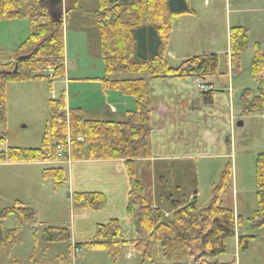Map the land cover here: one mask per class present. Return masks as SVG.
Masks as SVG:
<instances>
[{
  "label": "trees",
  "instance_id": "obj_1",
  "mask_svg": "<svg viewBox=\"0 0 264 264\" xmlns=\"http://www.w3.org/2000/svg\"><path fill=\"white\" fill-rule=\"evenodd\" d=\"M97 2L93 17L98 55L104 68L100 80L105 90L131 97L134 110L126 112L122 121L87 119L80 109L68 107L65 94L61 93L48 100V121L40 148L7 147L0 152V163L122 160L129 184L125 212L135 220L138 237L125 240L119 220L110 219L96 225L93 240L83 246L105 250L112 264L126 246L148 260L161 249L162 256L171 264H221L207 258L226 252V239L235 237V226L242 222V217H235L231 209L218 202L219 193L230 184L231 165L221 171L212 198L203 206L195 200H171L170 194H160L158 204L152 205L136 165L151 156L150 81L190 79L203 85V81L218 74L219 57L205 53L187 58L176 67L168 65L166 50L173 25L181 16L193 14L189 0ZM62 4L63 0H0V23L24 19L29 26L28 36L15 49L12 61L3 64L0 60V143L4 142L6 127V85L45 80L51 88L55 80L64 79V18L60 15L54 21L51 17L61 12ZM248 46V29L232 27L228 33L232 77L239 71L241 55ZM255 46L249 72L258 87L256 94L248 89L240 94L238 105L244 115L264 114V52ZM19 56L22 58L17 60ZM115 75H146L147 79L112 80ZM198 92L204 105L213 103L215 90ZM57 147L65 150L59 152ZM41 177L51 180L55 190L66 183L61 167L46 168ZM165 187L170 191V185ZM255 190L257 208L247 222L252 228H260L264 223V154L257 155L255 160ZM164 201L169 202L167 208L163 207ZM72 202L76 209L99 211L107 200L102 193H73ZM11 216L14 227L3 228V221ZM34 222V213L19 203L1 208L0 250L9 252L19 241V229ZM41 238L46 243L69 242L70 232L66 228H45ZM253 239L251 235H239L238 253H245ZM31 258L28 260L32 261Z\"/></svg>",
  "mask_w": 264,
  "mask_h": 264
},
{
  "label": "rangeland",
  "instance_id": "obj_2",
  "mask_svg": "<svg viewBox=\"0 0 264 264\" xmlns=\"http://www.w3.org/2000/svg\"><path fill=\"white\" fill-rule=\"evenodd\" d=\"M65 1L67 9L65 8L63 13L61 12L64 18L65 54L67 65H71L70 68L77 70L75 73L69 72L68 78H88L95 76L96 73L102 76L104 74L103 64L95 50L97 36L93 25V12L98 8V2L97 0ZM206 1L211 2L210 8L205 7V0H189V5L196 10L197 17H189L190 24L188 25L192 26H190L189 33L183 20L184 17L180 22L177 20L173 25L171 41L173 44H177L180 41H185L187 37L196 44H208V47L213 50L208 51L209 53L219 52L217 53L220 60L219 69L223 70L226 64L225 51L228 49L226 25L229 26L228 32L232 27L240 26L248 29L249 46L241 55L239 71L233 76L235 88L233 109L228 116L229 135L226 140L224 139L227 146V158L221 162H224L222 170L227 164L231 165V180L229 186L219 193L218 202L223 207L231 209L235 217L237 214L235 215L234 207L239 209V214L249 210V215L246 216L251 218L252 212H255L257 208L255 160L257 155L264 154V117L259 113L242 114L238 99L243 90L248 89L252 94L257 92L258 86L250 75L249 65L256 50L255 45H258L259 49L264 52V6L259 9L258 0H256L255 4L253 2V6L257 7L252 11L249 6L253 0H243L240 3L244 4L239 5H236L234 0ZM74 2H76L75 6ZM259 5H261L260 1ZM66 11L68 12L67 17H65ZM208 11L211 14L208 15ZM212 15L215 16L212 23H206L205 21H208ZM228 16L230 23L226 22ZM3 25L5 26H0V50L2 51L0 60L4 64L11 61L15 49L27 38L29 26L24 19L11 20L8 24ZM97 63L101 65V68ZM88 91L89 89L84 85L79 88L76 84L70 86L68 96L64 83L59 80H55L51 88L45 80L8 83L5 87L6 127L3 134L4 142L0 143V152L7 147L40 148L42 134L48 121V100L56 99L61 93H64L65 97H69L72 106L81 98L82 102L86 104L87 95L81 94V92L87 94ZM124 97L132 99L129 96ZM238 122H241L242 125L237 126ZM202 163L198 162L197 167L184 164L182 167L167 168L172 177L170 191H166L167 189L164 188L165 191L160 194L172 195L171 200L185 201V198L193 192L189 180L194 179L199 192L198 204L206 205L210 197L213 196V189L218 179L215 177L217 169L209 168L208 170L205 168L206 162ZM55 166L57 164L54 162L31 164V166L0 163V209L19 203L29 208L35 216L33 224L23 225L19 229V241L9 252L0 250V264L14 262L17 264H112L105 250L84 247L83 244L93 240L96 225L108 222L109 217L104 216L103 213H109L112 210L116 212L114 219H118L120 225L124 224L123 228H128L123 230L124 234L134 237L133 228L128 225V223L131 224V220L125 221L127 218L125 206H120L122 201L121 204L117 203L116 205L110 201L106 203V208L99 211L74 208L72 194L67 184L55 190L51 180L41 177L44 169ZM145 171L144 169L143 172ZM138 172L141 173L140 170ZM144 175L147 176H144L143 182L147 185L150 178L148 174ZM211 182L215 183L211 185ZM232 182H234V187H231ZM144 187L147 190L145 185ZM167 206H169V202L164 201L163 207L167 208ZM101 215L103 216L102 221H100ZM249 218H242V222L235 226V232H245L246 235L254 236L258 243L264 242V223L260 228H252L247 222ZM13 227L14 218L12 216L3 221V228L11 229ZM45 228L68 229L70 241L44 242L41 236ZM71 228H73V232ZM260 248L263 253L259 251ZM259 249L249 247L245 253H238L236 240L231 237L226 239L225 253L207 259L208 261L211 259L209 262L216 260L221 264H264V247H259ZM30 257H32V261L28 260ZM115 264H171V262L162 256L161 249L152 260H148L143 259L132 248L126 246L122 248L120 257L115 261Z\"/></svg>",
  "mask_w": 264,
  "mask_h": 264
},
{
  "label": "crops",
  "instance_id": "obj_3",
  "mask_svg": "<svg viewBox=\"0 0 264 264\" xmlns=\"http://www.w3.org/2000/svg\"><path fill=\"white\" fill-rule=\"evenodd\" d=\"M242 1L243 0H234L236 5L244 4L240 3ZM259 1L261 2V5H259ZM251 2L252 3L249 7L250 10L253 11L257 7L253 6V2L255 4L256 0ZM66 3L67 2L63 0L61 9L62 13L65 8L67 9ZM210 3L211 2L205 0V7L210 8ZM73 4L75 6L76 2ZM257 4L259 9L262 8L264 6V0H258ZM189 6L193 11V14L183 15L178 19V22H180L182 17H184L183 20L186 23L188 33L191 26L188 25L190 24L189 17H197L196 10H194L191 5ZM61 12L58 11L55 14H58L60 17ZM209 14H211L210 11H208V15ZM214 17V15L210 16L208 21L205 22L212 23ZM9 22L10 21L1 22L0 26L4 27L5 25L3 24H8ZM226 22L230 23L229 16ZM93 25L95 27L94 22ZM228 27L229 26L226 25L225 31H227V34L229 33ZM95 50H97L98 54L97 37ZM208 51H213L208 47V44L199 45L191 41L190 38L187 39V37L185 41L173 44L170 34L166 50V61L170 67H176L183 60L209 53ZM228 52L227 49L225 51L226 64L223 70L218 68V74L216 76L202 82L207 89L206 91L215 90L212 105L206 106L201 103L200 93L196 89L195 81L190 79L153 80L149 83L151 102V156L148 159L137 161L136 165L137 171H141V173L138 172L141 180H143L144 176H147L144 175L145 173L149 175L148 177L150 178V181L147 182V190L145 193L147 199L150 200L152 205L158 204L156 201L157 197L161 192L167 189L165 186L170 185V182L172 181V177L167 171V168L182 167L184 164L191 167H197L198 162H201V164H203L202 162H206L205 168H208V170L209 168L217 169L215 174L216 179L220 176V172L223 168L222 165L224 163L221 162L223 160L225 161L227 158V146L226 143H224V139L226 140L229 135V126H227L228 116L229 113H232L233 97L235 93L233 77L228 65ZM213 53L217 54L219 52ZM65 60V76L64 79L59 81L64 83L68 96L70 86L72 85L75 86L78 84L79 88L84 85L89 89L87 94L81 92V94L87 95L86 104L82 102L81 98L79 102H76L72 106L69 97H66V104L68 107L78 108L85 118L99 121H122L125 119L126 112L134 110L135 105L132 99H127L118 92L104 89L100 80L104 77V74H102L103 77L101 74L96 73L95 76L88 78H77L76 76L75 79L68 78L69 72L75 73L77 70L76 68H70L71 65H67L66 54ZM97 64L100 65L99 63ZM137 78L147 79L146 75L144 77L142 75H115L112 77V80ZM262 115L264 117V114ZM193 161L195 163H192ZM42 163L45 162L7 164L31 166V164ZM54 163L57 164L55 167H61L65 171V184L68 185L71 194L93 192L102 193L106 197L107 203L111 201L116 205L117 203L121 204L122 201L120 206L126 207L129 184L122 160H59ZM144 169L146 170L145 172H143ZM214 183L215 182H211L210 184L213 185ZM189 184L192 187L193 192H191L185 200L187 202L195 200L198 203L199 192L196 188L197 185L194 179L189 180ZM231 187H234V182H232ZM211 198L212 196L210 199ZM234 209L235 215L237 214V216L242 218H249V216H246L249 215V210H246L248 211L246 213L239 214V209L235 207ZM103 215L109 217V221L110 219L115 218L116 212L115 210H112L109 211V213L104 212ZM102 218L103 216L101 215L100 221H102ZM129 219L131 220V224L128 223V225L133 228L135 236L133 237L126 233L124 234L123 230L128 228H123L122 225L124 224H121L122 235L125 240L135 239L139 234L135 225V220L127 215L125 221L128 222L127 220ZM71 231L73 232V228H71ZM244 234L245 232L240 233V231H236L234 237L236 240V246L237 237ZM260 242L261 243H258L257 239L254 238L250 242L249 247H256L257 249H259V247H264V242ZM259 251L263 253L262 248H260ZM210 260L211 259H209V261ZM212 262L217 261L215 260ZM12 264L17 263L14 262Z\"/></svg>",
  "mask_w": 264,
  "mask_h": 264
},
{
  "label": "built area",
  "instance_id": "obj_4",
  "mask_svg": "<svg viewBox=\"0 0 264 264\" xmlns=\"http://www.w3.org/2000/svg\"><path fill=\"white\" fill-rule=\"evenodd\" d=\"M197 88H198V90H200V91H206V88H205V86H203V85H201L200 83H197ZM57 150L59 151V152H63L65 149L63 148V147H57Z\"/></svg>",
  "mask_w": 264,
  "mask_h": 264
},
{
  "label": "water",
  "instance_id": "obj_5",
  "mask_svg": "<svg viewBox=\"0 0 264 264\" xmlns=\"http://www.w3.org/2000/svg\"><path fill=\"white\" fill-rule=\"evenodd\" d=\"M51 17H52V19H53L54 21H57V20L59 19V15H58V14H52ZM20 58H22V57H18L17 60L20 59ZM15 70H16V69L14 68L13 72H15ZM241 125H242L241 122H238V123H237V126H241Z\"/></svg>",
  "mask_w": 264,
  "mask_h": 264
}]
</instances>
